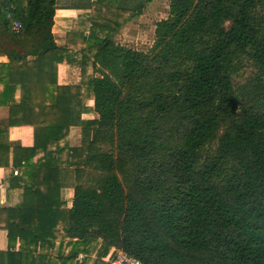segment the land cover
Instances as JSON below:
<instances>
[{"label":"trees","instance_id":"obj_1","mask_svg":"<svg viewBox=\"0 0 264 264\" xmlns=\"http://www.w3.org/2000/svg\"><path fill=\"white\" fill-rule=\"evenodd\" d=\"M74 3L91 11L60 46L59 0H0V107L34 130L13 149L0 264H73L96 244L95 264L113 248L146 264H264V0H169L148 50L115 39L144 4ZM64 64L80 84L59 85ZM9 132L1 120L0 168ZM57 243L67 255L50 254Z\"/></svg>","mask_w":264,"mask_h":264},{"label":"crops","instance_id":"obj_2","mask_svg":"<svg viewBox=\"0 0 264 264\" xmlns=\"http://www.w3.org/2000/svg\"><path fill=\"white\" fill-rule=\"evenodd\" d=\"M74 0H59V6L55 14V23L53 26V33L55 40L58 45L64 46L66 42L67 33L73 28L75 22L79 19L80 16L88 14L91 9L89 6L80 5L79 3L73 4ZM94 1V0H93ZM164 2L167 4L169 9V0H121V4L129 8H134L140 10L141 6L144 4L142 11H139L137 15L130 20L126 25L121 28V32L126 35L127 38L134 39L133 30L134 27L138 29V26L144 23L148 16H155V11L153 9L158 8L159 3ZM150 11V13H148ZM169 12V10H168ZM153 13V14H152ZM168 16V14H167ZM167 18V17H165ZM163 18V19H165ZM162 19H159L160 21ZM157 21V22H158ZM156 22V23H157ZM156 25V24H155ZM155 31V29H154ZM130 33V34H128ZM8 62L6 56L0 55V63ZM58 80L59 85L61 86H70L73 84H80L81 82V72L78 66L71 65H60L58 70ZM20 102V91L17 90L16 93V103ZM89 108L94 106V101L88 99L86 102ZM99 116L94 111H87L82 114V119L93 120L98 119ZM20 119V108L18 105H13L8 108L0 107V122L1 120H7L9 123V140L11 144V153H10V165L9 167L0 168V208H5L8 206L7 198V189L9 187L10 178L12 171L15 170V173L18 172L17 169L13 168V149L16 146L22 147H32L34 145V130L30 126H21L19 123ZM82 144V135L81 127L73 126L70 129V146L79 147ZM74 185L75 180L71 177L67 182V186L62 189L61 197L65 201L69 208L72 207V201L74 196ZM67 244H63L61 247L60 244H55L51 249L50 254L57 256L58 251L61 249L63 255H67L68 247ZM99 244H96L93 252L89 257L85 256L82 253H79L78 257L73 264H95L96 257L95 251L98 249ZM20 244H16L15 250L18 251ZM8 250V237L7 231L0 230V252H6Z\"/></svg>","mask_w":264,"mask_h":264},{"label":"rangeland","instance_id":"obj_3","mask_svg":"<svg viewBox=\"0 0 264 264\" xmlns=\"http://www.w3.org/2000/svg\"><path fill=\"white\" fill-rule=\"evenodd\" d=\"M157 6L159 7L153 9V11H155V14H154L155 16L153 17L148 16L146 21L138 26V29H135L134 27L131 28V29H134L133 30V36L135 37L134 39L127 38L126 35L121 32V29H120V31L115 37L116 41L128 47H134L140 50H148L153 45V41L155 38L154 29H155L156 22L159 19H163L167 17L168 10H169L167 7V4L164 3L163 1L159 3ZM148 13H150V11ZM252 72H253V69L251 67H248L245 73L243 74V76L237 77L235 78V80L238 83H243L245 78L249 76Z\"/></svg>","mask_w":264,"mask_h":264},{"label":"built area","instance_id":"obj_4","mask_svg":"<svg viewBox=\"0 0 264 264\" xmlns=\"http://www.w3.org/2000/svg\"><path fill=\"white\" fill-rule=\"evenodd\" d=\"M22 28V24L20 21H16L14 23V29L20 30ZM100 264H146L142 260L128 254L121 248H113L109 254L102 259V263Z\"/></svg>","mask_w":264,"mask_h":264}]
</instances>
